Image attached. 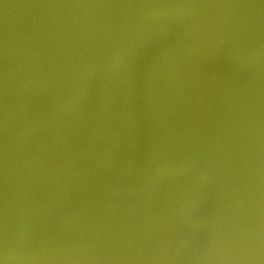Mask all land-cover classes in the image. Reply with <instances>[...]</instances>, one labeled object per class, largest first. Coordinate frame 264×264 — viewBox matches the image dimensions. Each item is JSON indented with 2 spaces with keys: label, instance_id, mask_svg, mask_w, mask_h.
Listing matches in <instances>:
<instances>
[{
  "label": "water",
  "instance_id": "obj_1",
  "mask_svg": "<svg viewBox=\"0 0 264 264\" xmlns=\"http://www.w3.org/2000/svg\"><path fill=\"white\" fill-rule=\"evenodd\" d=\"M5 225L13 264H262V0H0Z\"/></svg>",
  "mask_w": 264,
  "mask_h": 264
},
{
  "label": "clouds",
  "instance_id": "obj_2",
  "mask_svg": "<svg viewBox=\"0 0 264 264\" xmlns=\"http://www.w3.org/2000/svg\"><path fill=\"white\" fill-rule=\"evenodd\" d=\"M254 259H259V257H253ZM16 259L14 255V250L10 247L8 229L7 225L4 228V235L2 245H0V264H13V261ZM264 264V261H262Z\"/></svg>",
  "mask_w": 264,
  "mask_h": 264
},
{
  "label": "snow or ice",
  "instance_id": "obj_3",
  "mask_svg": "<svg viewBox=\"0 0 264 264\" xmlns=\"http://www.w3.org/2000/svg\"><path fill=\"white\" fill-rule=\"evenodd\" d=\"M262 3H264V0H262Z\"/></svg>",
  "mask_w": 264,
  "mask_h": 264
}]
</instances>
